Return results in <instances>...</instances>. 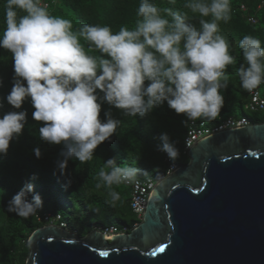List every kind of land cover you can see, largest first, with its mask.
Listing matches in <instances>:
<instances>
[{
	"label": "clouds",
	"instance_id": "9594fccd",
	"mask_svg": "<svg viewBox=\"0 0 264 264\" xmlns=\"http://www.w3.org/2000/svg\"><path fill=\"white\" fill-rule=\"evenodd\" d=\"M183 7L198 14L199 28L190 22L188 12L140 0L135 27L113 33L109 26L91 24L73 30L71 20L51 15L41 0H5L0 47L11 53L15 73L6 99L15 109L31 99L33 119L43 124L40 138L64 145L63 159L57 161L62 175L69 160H92L98 146L118 131L121 121L112 118L111 112L101 120L103 102L127 117L146 116L165 101L189 121H214L219 116L226 70L236 63L220 29L221 21L231 20V0H185ZM81 39L87 42V51ZM239 48L247 67L241 65L238 74L243 88L252 91L264 83V46L259 38L248 35L239 41ZM93 51L100 55H90ZM26 124L27 111L0 115V156L7 155ZM161 139V150L179 159L180 150L168 133H162ZM32 151L36 158L42 157L39 147ZM106 164L110 170L102 169L98 176L109 188L135 180L136 169L121 168L114 159ZM33 191L32 185H26L14 195L7 211L22 218L35 214L43 207V199L37 193L29 202L28 193ZM110 196L118 199L115 191Z\"/></svg>",
	"mask_w": 264,
	"mask_h": 264
},
{
	"label": "trees",
	"instance_id": "16d2710c",
	"mask_svg": "<svg viewBox=\"0 0 264 264\" xmlns=\"http://www.w3.org/2000/svg\"><path fill=\"white\" fill-rule=\"evenodd\" d=\"M46 1L49 3V13L71 20L73 30L79 29L82 24H91L109 26L113 33L118 32L121 27L130 30L135 27L136 11L140 3V0ZM154 2L161 7L188 12L190 22L199 28V16L183 7L185 0H176L175 4H169L167 0ZM4 5L5 0H0V33L5 27ZM251 15L256 16L255 23L249 21ZM220 29L230 43V54L235 56L236 63L229 65L226 70L227 87L221 89L224 106L218 118L214 121L208 120L210 124L219 123L231 115L239 116L238 113L250 118L246 112L248 109L245 108L249 93L243 88L238 74L241 65L247 67L239 41L250 35L259 38L264 46V0H231V20L227 23L221 21ZM81 43L87 51V42L81 39ZM89 54L100 55L98 51ZM14 76L12 55L0 47V78L3 80V86L0 87V98H3L0 115L10 111H27V124L23 134L10 143L7 155L0 156V264L26 263L29 254L28 238L36 228L46 224L43 217L47 212L61 214L67 228L80 236L87 233L90 225L97 227L98 220L101 221L105 216L115 225L128 226L129 231L134 222L141 220L130 204L131 188L126 190L123 186H129L124 183L113 184L109 188L100 180L99 171L110 170L106 161L114 159L121 168L125 164L138 165L143 172H166L168 164L161 153L164 143L161 134L168 133L171 142L179 148L180 154H186L183 138L189 124L187 117L177 114L166 101L143 117H127L122 110L103 102L101 120L105 121V113L111 112L112 118L121 121L118 131L98 146L92 160L84 163L69 160L67 172L62 175L57 168V161L63 159L60 153L64 145L50 144L40 138L39 128L43 124L33 119L35 109L31 99H26L21 109H15L6 99L13 87ZM253 112L258 115L255 122L264 121V110ZM36 147L42 152L39 159L32 151ZM175 161L178 162L176 159ZM187 161L188 157L180 163ZM157 167H160L159 170H156ZM26 185H32L34 189L28 193V201L31 202L33 195L38 193L43 199V207L28 218H22L16 213L8 212L7 206L14 195ZM111 191L118 193V199L111 198ZM73 219L79 226L72 224ZM129 219L132 220L131 224Z\"/></svg>",
	"mask_w": 264,
	"mask_h": 264
},
{
	"label": "water",
	"instance_id": "95a60500",
	"mask_svg": "<svg viewBox=\"0 0 264 264\" xmlns=\"http://www.w3.org/2000/svg\"><path fill=\"white\" fill-rule=\"evenodd\" d=\"M187 156L128 232L45 224L25 264H264V121L201 137Z\"/></svg>",
	"mask_w": 264,
	"mask_h": 264
},
{
	"label": "built area",
	"instance_id": "2783aa9c",
	"mask_svg": "<svg viewBox=\"0 0 264 264\" xmlns=\"http://www.w3.org/2000/svg\"><path fill=\"white\" fill-rule=\"evenodd\" d=\"M42 5L49 6L46 0H41ZM244 9L245 6L241 5ZM249 21L255 23L257 21L256 16H249ZM249 93V101L246 103L245 108L251 111L256 110H264V83H262L257 88L252 91H248ZM251 123L248 117L246 116H228L223 119L221 122L216 124H210L205 120H197V121H189L187 131L184 135V153L187 154V151L190 147L194 145V143L200 139L201 137L207 136L214 132L234 128L241 127ZM161 153L164 156L165 161L168 164V168L166 172L157 174L155 178L152 177H144V178H135L133 182H122L131 188V196H130V204L133 212L137 215L138 218L141 219V216L146 208V203L149 198V195L155 186L156 182L164 178L167 174L171 173L175 170L179 163L175 160L171 159L169 155L161 150ZM43 219L47 223L57 222L61 227H67V223L62 219L61 214H53V213H45ZM139 221L133 223L132 227L136 226ZM95 229L103 232L107 236H111L116 233L128 232V226H119L115 224H111L110 226H97Z\"/></svg>",
	"mask_w": 264,
	"mask_h": 264
},
{
	"label": "rangeland",
	"instance_id": "374dc122",
	"mask_svg": "<svg viewBox=\"0 0 264 264\" xmlns=\"http://www.w3.org/2000/svg\"><path fill=\"white\" fill-rule=\"evenodd\" d=\"M247 112V114H248V116H250V118H249V120H250V122L251 123H256L255 122V120H256V118L258 117V115L255 113V112H253V111H251V110H247L246 111ZM264 113V112H263ZM238 115L239 116H241L240 115V113H238ZM246 116V115H245ZM219 117V116H218ZM217 117V118H218ZM247 117V116H246ZM206 122H208V120H205ZM187 154H183V153H181L180 154V158L179 159H176L179 163L180 162H184V161H186V159H187ZM188 161H189V157H188ZM187 161V162H188ZM123 168L124 169H127V168H133V169H136L137 170V174H136V177L137 178H144V177H152V178H155L156 177V175L158 174H151V173H149L147 170H145L144 172L139 168V166L138 165H133V166H127L126 164L125 165H123ZM159 168L160 167H157L156 168V170H159ZM144 174V175H143ZM126 190H130V187H126V186H123ZM130 194H131V191H130ZM67 216V215H66ZM100 220H98V225L97 226H110L111 224H113V222H111V220H109L106 216L105 217H103V218H101V221L99 222ZM72 222V224L73 225H76V226H79V224H78V222L76 221V220H72L71 221ZM53 223H55V222H53ZM132 223V220H130L129 219V224H131ZM50 224V223H49ZM96 228V226L95 225H90L88 228H87V233L86 234H84L82 237H84V236H86L90 231H92L93 229H95ZM21 248V247H20Z\"/></svg>",
	"mask_w": 264,
	"mask_h": 264
},
{
	"label": "snow or ice",
	"instance_id": "6c2138e0",
	"mask_svg": "<svg viewBox=\"0 0 264 264\" xmlns=\"http://www.w3.org/2000/svg\"><path fill=\"white\" fill-rule=\"evenodd\" d=\"M164 250V248H163V246L159 249V251H163ZM103 255H106V253H102Z\"/></svg>",
	"mask_w": 264,
	"mask_h": 264
}]
</instances>
